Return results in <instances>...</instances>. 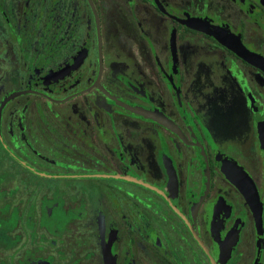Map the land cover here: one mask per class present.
Instances as JSON below:
<instances>
[{"label": "flooded vegetation", "instance_id": "af4514ba", "mask_svg": "<svg viewBox=\"0 0 264 264\" xmlns=\"http://www.w3.org/2000/svg\"><path fill=\"white\" fill-rule=\"evenodd\" d=\"M0 264H264V0H0Z\"/></svg>", "mask_w": 264, "mask_h": 264}, {"label": "water", "instance_id": "95a60500", "mask_svg": "<svg viewBox=\"0 0 264 264\" xmlns=\"http://www.w3.org/2000/svg\"><path fill=\"white\" fill-rule=\"evenodd\" d=\"M221 42L223 44L228 45L230 47V49H232L233 51H235L236 53H238L240 56H242L246 60H248V61H250L252 63H255L257 61L256 58L253 57V56H251L246 50H244V48H243V50H240L238 47H235V46L229 44L226 41L221 40ZM261 219H262V212H261V210H259V212H258V222L259 223H260Z\"/></svg>", "mask_w": 264, "mask_h": 264}]
</instances>
